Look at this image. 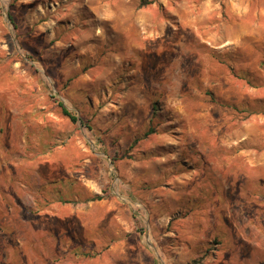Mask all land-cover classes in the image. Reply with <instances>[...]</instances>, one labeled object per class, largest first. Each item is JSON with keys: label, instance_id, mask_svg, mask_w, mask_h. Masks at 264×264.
<instances>
[{"label": "rangeland", "instance_id": "rangeland-1", "mask_svg": "<svg viewBox=\"0 0 264 264\" xmlns=\"http://www.w3.org/2000/svg\"><path fill=\"white\" fill-rule=\"evenodd\" d=\"M0 264H264V0H0Z\"/></svg>", "mask_w": 264, "mask_h": 264}, {"label": "trees", "instance_id": "trees-1", "mask_svg": "<svg viewBox=\"0 0 264 264\" xmlns=\"http://www.w3.org/2000/svg\"><path fill=\"white\" fill-rule=\"evenodd\" d=\"M59 107H60V111L61 113L66 116L67 118H69L70 121L75 122L77 120V117L71 112L69 111L61 102L58 103ZM102 196L99 194H95L92 195L91 197L85 199L86 201L89 200H99L101 199Z\"/></svg>", "mask_w": 264, "mask_h": 264}]
</instances>
